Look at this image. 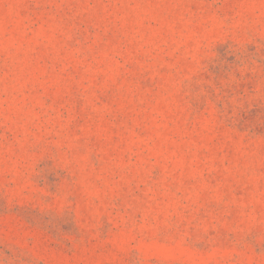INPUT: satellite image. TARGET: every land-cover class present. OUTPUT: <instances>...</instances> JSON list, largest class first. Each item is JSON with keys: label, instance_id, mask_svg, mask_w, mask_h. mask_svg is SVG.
Listing matches in <instances>:
<instances>
[{"label": "rangeland", "instance_id": "374dc122", "mask_svg": "<svg viewBox=\"0 0 264 264\" xmlns=\"http://www.w3.org/2000/svg\"><path fill=\"white\" fill-rule=\"evenodd\" d=\"M0 264H264V0H0Z\"/></svg>", "mask_w": 264, "mask_h": 264}]
</instances>
